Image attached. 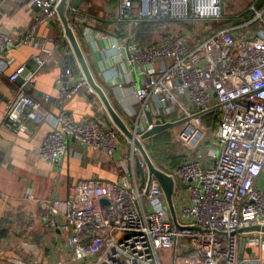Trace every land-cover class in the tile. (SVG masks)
I'll list each match as a JSON object with an SVG mask.
<instances>
[{
    "label": "built area",
    "instance_id": "1",
    "mask_svg": "<svg viewBox=\"0 0 264 264\" xmlns=\"http://www.w3.org/2000/svg\"><path fill=\"white\" fill-rule=\"evenodd\" d=\"M59 2L1 0L0 7L25 3L37 11L27 29L0 31V73L9 66L7 51L31 44L42 26L55 22L60 36L50 39L53 49L44 48L41 55L31 57L35 70L5 103L0 128L18 134L27 130L28 122L55 120L54 130L38 150L41 159L59 167L71 142L77 141L126 164L127 159L117 154L122 145L118 129L94 119L76 122L65 112L55 116L29 95L36 74L54 59L66 38ZM224 2L119 0L113 25L103 32L97 30L98 18L74 9L68 1L65 15L73 30L83 25L101 40H111L113 60L126 61L128 69L112 79L125 78L132 85L139 104L136 137L141 139L153 127L145 111L154 99V117L177 111L175 120L167 119L175 124L167 131L174 133L183 158L175 170L154 164L175 183L178 225L160 183L153 178L148 185L147 175L143 186L135 177L111 182L98 176L70 186L65 204L73 262L165 264L162 252L172 250V264H250L240 253L244 235L248 234L250 245L264 247V231H242L264 227V192L256 185L264 170V0H254L249 7L251 20L219 29L231 19L224 15ZM144 22L156 24L146 46L135 35ZM254 23L261 26L256 31L250 29ZM120 24L127 25L123 38L115 35ZM25 70L26 65L17 69L9 81L16 83ZM71 74L67 67L58 83L59 104L72 99L85 82L82 78L72 83ZM209 116L214 119L215 136L206 142ZM142 118L147 123L144 127ZM125 140L133 162L140 154ZM57 205L54 214H58ZM24 249L34 248L27 244Z\"/></svg>",
    "mask_w": 264,
    "mask_h": 264
},
{
    "label": "crops",
    "instance_id": "2",
    "mask_svg": "<svg viewBox=\"0 0 264 264\" xmlns=\"http://www.w3.org/2000/svg\"><path fill=\"white\" fill-rule=\"evenodd\" d=\"M85 1L89 4H83L80 8L88 13L94 0ZM100 1L104 10L114 15V9L109 8L105 0ZM36 11L25 3L0 7V31L14 33L19 29H27L34 20ZM249 15L240 18L234 14L228 18L237 19L242 23L253 18V14ZM82 26L74 31L90 71L98 85L109 96L117 114L130 126V121L135 123L139 114V104L133 95L132 85L125 78L112 79L118 75V72H125L128 69L125 66L126 61L113 60L115 52L111 49V40H101L93 31ZM260 27L259 24H255L250 29L256 31ZM80 31L84 36L79 35ZM135 35L137 42L141 43L137 30ZM57 36H60L59 30L51 22L39 29L36 39L31 44L7 51L9 66L0 73V124L3 120L5 103L14 96L18 88L16 83L9 81L10 75L30 63L32 56L41 55L42 49H53L49 41ZM71 54H73L71 46L65 38L62 49L57 52L54 59L36 74L29 95L44 111L55 116L65 112L72 115L76 122L94 119L108 127L94 105L97 97L90 91L93 99L82 90L63 104L58 103L60 95L58 83L64 76V71L69 68ZM158 67L159 63H156V68ZM82 78H84L82 72L78 75L72 72L69 80L73 83ZM136 79L140 85L141 80L137 77ZM156 107L157 103L151 99L149 111L152 115ZM211 120L213 121L206 119L209 128L215 126L214 119ZM142 122H144L142 127L146 126L145 118H142ZM55 126V120L41 119L28 122L27 130L18 134L5 127L0 128V221L5 219L9 223L7 238L0 240V264H94L76 263L71 260L69 242L71 230L67 225L65 204L69 187L94 176L111 182H120L125 178L132 180L135 177L136 183L142 184V178L136 171L135 161L133 160V164L130 160L131 146L123 134L121 135L124 143L121 142L117 154L120 159H127L126 164H121L77 141L71 142L68 153L59 167L41 159L38 150L45 136L52 132ZM256 185L264 192V170L257 179ZM41 202H48V205H42ZM55 202L59 203L58 214L53 213ZM50 220H53L54 226L50 224ZM244 237L245 244L240 246L241 256L248 258L250 264H264V247L252 246L248 234ZM27 244L33 245L34 249L32 251L24 249ZM172 254V250L162 252L163 257L167 258L165 264H172Z\"/></svg>",
    "mask_w": 264,
    "mask_h": 264
},
{
    "label": "water",
    "instance_id": "3",
    "mask_svg": "<svg viewBox=\"0 0 264 264\" xmlns=\"http://www.w3.org/2000/svg\"><path fill=\"white\" fill-rule=\"evenodd\" d=\"M68 1L69 0H60L58 5V14L61 23L63 25L66 38L71 46L73 53L69 56L68 66L70 67L74 75H78L80 74V72H82L85 82L81 86L80 90H84V92L87 94V96L90 99H93V96L91 94H88V91H91L96 95L97 98L96 101L94 102V105L98 108V113L103 117L108 127L117 128L118 131L121 134H123V136H125L139 152L140 155H135V166H136L137 174H139L142 178L141 185L143 186L145 184L146 175L148 176V182H149L148 185H150L151 180L153 178L158 180L166 196L168 207L170 209L173 221L176 225H178L175 205L173 201L175 183L172 178H170L165 173H163L162 171L156 168L154 162L150 158V155L148 154L143 144L144 142L148 141L155 135L162 132H166L167 130L172 128L175 124L168 122L164 115H159L154 117L149 110H146L145 116L147 122L149 125H152L153 127L150 130L146 131L144 134H142L141 139H138L136 137L139 121H136L135 123L130 121L129 123L130 126L126 124L123 121V119L117 114L116 110L112 106L109 96L106 94L104 89L100 87L98 83L95 81L90 71V68L86 62V59L84 57L77 34L71 27L70 21L65 15L66 5ZM83 2L84 0H72V7L74 9H79L83 5ZM52 24L56 25L55 22H52ZM79 35L84 36L83 32L81 31L79 32ZM26 68L27 70H25V72L16 82L18 86H20L23 83L24 77L29 72L31 71L34 72L35 65L33 62H30L26 65ZM248 230L264 231V227L256 226V227L244 229L242 231H248ZM244 244H245V240L242 241V246H244Z\"/></svg>",
    "mask_w": 264,
    "mask_h": 264
},
{
    "label": "trees",
    "instance_id": "4",
    "mask_svg": "<svg viewBox=\"0 0 264 264\" xmlns=\"http://www.w3.org/2000/svg\"><path fill=\"white\" fill-rule=\"evenodd\" d=\"M83 3L89 4L88 1H85V0ZM91 7L88 10V14L93 17L98 18L97 29L107 32L109 28L113 25V22L111 21L113 15H111L108 19L100 18L99 13L94 12L97 10H94L93 7L92 8ZM116 10L117 9H115L114 11L116 12ZM237 24H239V21L237 19L228 20L224 22L220 26L219 29L235 26ZM125 27H127V25L125 24L118 25V29L115 35L119 38H123L124 37L123 29ZM155 29H156V24L154 22H144L141 26H139L136 30L138 31V35H139L141 43L139 42L138 43L143 46L149 45L151 43V42L149 43V41L153 39V36L155 34ZM143 43H146V44H143ZM177 116H178L177 111H175L171 113L167 117V119L175 120ZM206 119L210 122L213 121L211 120L212 116H209ZM117 136L122 137V135L119 132H117ZM147 148H148L150 155L152 156L153 160H155L156 163L160 164L161 162L167 161V162H171L174 166L178 165V158L173 156V148L169 144V137H168V134H166L165 132L159 133L155 135L154 137H152L147 143ZM8 224H9L8 221L5 219L0 221V240L7 238L8 229H9Z\"/></svg>",
    "mask_w": 264,
    "mask_h": 264
},
{
    "label": "rangeland",
    "instance_id": "5",
    "mask_svg": "<svg viewBox=\"0 0 264 264\" xmlns=\"http://www.w3.org/2000/svg\"><path fill=\"white\" fill-rule=\"evenodd\" d=\"M107 2V5L110 8H114L117 9L118 7V3L119 0H105ZM233 1V2H231ZM254 3V0H225V5H224V15L226 16H230L232 17L234 14L236 16H250L249 13L247 12L249 7ZM84 4V3H83ZM92 6L94 7V11L96 13H99L100 18H106L108 19L111 14L108 11H105L101 1L100 0H94ZM117 11V10H116ZM177 118V117H176ZM214 127H210L208 130V137H207V141H212L214 139L215 136V132H213ZM166 134H168L169 137V144L172 146L173 148V156L178 158V165L174 166L171 162H161L160 164L156 163L155 160H153L152 156L150 155L148 148H147V143H143L148 154L150 155V158L152 159V161L154 162V164L158 165V166H166L168 168H171L172 170H175L181 163H182V157L180 155V152H182V147L181 145L177 142L174 133H172L171 131H166ZM119 141L124 143V138L123 137H119ZM209 145V144H207ZM138 155V154H137ZM164 261H167L166 256H164Z\"/></svg>",
    "mask_w": 264,
    "mask_h": 264
}]
</instances>
